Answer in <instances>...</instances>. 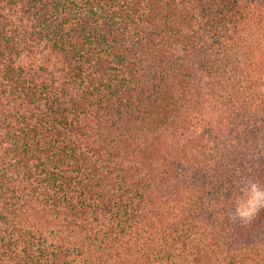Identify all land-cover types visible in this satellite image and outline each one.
Instances as JSON below:
<instances>
[{
	"label": "trees",
	"instance_id": "trees-1",
	"mask_svg": "<svg viewBox=\"0 0 264 264\" xmlns=\"http://www.w3.org/2000/svg\"><path fill=\"white\" fill-rule=\"evenodd\" d=\"M263 75L264 0H0V264H264Z\"/></svg>",
	"mask_w": 264,
	"mask_h": 264
},
{
	"label": "clouds",
	"instance_id": "clouds-1",
	"mask_svg": "<svg viewBox=\"0 0 264 264\" xmlns=\"http://www.w3.org/2000/svg\"><path fill=\"white\" fill-rule=\"evenodd\" d=\"M231 202L234 211L228 212L229 218L233 221L238 220L243 225L250 224L260 210L264 209V185L259 180L248 179L232 193Z\"/></svg>",
	"mask_w": 264,
	"mask_h": 264
},
{
	"label": "rangeland",
	"instance_id": "rangeland-1",
	"mask_svg": "<svg viewBox=\"0 0 264 264\" xmlns=\"http://www.w3.org/2000/svg\"><path fill=\"white\" fill-rule=\"evenodd\" d=\"M262 90L264 91V75H263V84H262Z\"/></svg>",
	"mask_w": 264,
	"mask_h": 264
}]
</instances>
